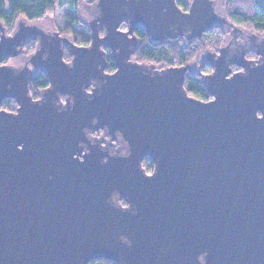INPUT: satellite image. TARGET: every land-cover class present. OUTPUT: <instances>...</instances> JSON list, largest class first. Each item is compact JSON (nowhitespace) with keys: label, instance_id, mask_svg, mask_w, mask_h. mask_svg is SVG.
<instances>
[{"label":"water","instance_id":"obj_1","mask_svg":"<svg viewBox=\"0 0 264 264\" xmlns=\"http://www.w3.org/2000/svg\"><path fill=\"white\" fill-rule=\"evenodd\" d=\"M189 5L96 0L88 46L23 20L0 40L1 60L35 38L28 61L49 82L33 101L31 68L0 67V103L18 104L0 109V264H264V57L228 64L221 47L206 59L207 102L183 88L190 66L129 61L137 24L160 42L227 23L213 0ZM232 64L242 71L231 74ZM95 130L119 134L127 154H108L88 138Z\"/></svg>","mask_w":264,"mask_h":264},{"label":"trees","instance_id":"obj_2","mask_svg":"<svg viewBox=\"0 0 264 264\" xmlns=\"http://www.w3.org/2000/svg\"><path fill=\"white\" fill-rule=\"evenodd\" d=\"M80 0H0V22L7 27L9 32L16 29L17 21L37 22L49 16L55 6L67 7L66 24L55 27V30L66 35L77 46L89 45V31L87 23L79 19L77 10ZM85 5H93L96 0H83ZM223 14L227 23L234 26H244L250 31L262 34L264 32V0H225ZM175 4L184 10L186 0H175ZM137 35L141 39L133 54L134 61L154 64L156 67L168 68L190 66V70L184 73L183 88L189 97L199 101L209 100V93L205 89L203 77L211 73V69L203 60L206 52L221 48L226 40L224 25L212 26L199 38L185 40L167 39L163 42H153L148 35L137 26ZM36 41H27L24 53L30 54L36 49ZM67 55V50H64ZM108 68L112 67L111 56L107 57ZM29 83L30 95L35 98L41 90L47 88L48 79L43 69L34 72ZM152 161L145 157L141 163L145 172L151 171ZM122 206L125 201L120 200ZM88 264H117L105 259L92 260Z\"/></svg>","mask_w":264,"mask_h":264},{"label":"flooded vegetation","instance_id":"obj_3","mask_svg":"<svg viewBox=\"0 0 264 264\" xmlns=\"http://www.w3.org/2000/svg\"><path fill=\"white\" fill-rule=\"evenodd\" d=\"M115 1L116 2H119V0H115ZM191 2H192V0L191 1L186 0V5L187 6H186V8L184 10H182V8H180L179 6L178 7L182 11L186 12L187 9H188V7L190 6L189 4ZM213 2L215 4L214 10L216 12V6H217V4H216V2L214 0H213ZM174 3H175V0H174ZM99 16H100L99 10L98 9L97 10H93L92 11V16H91V19L90 20L91 21H93V20L97 21V19L99 18ZM221 18H223V17H221ZM26 22H27L26 24H28V25L35 24V23L29 22V21H26ZM220 24L225 26V29H226V32H227V34H226L227 37H226L225 43L223 45H221V47H224V46L227 47V50H226V54H227V56H226L227 57L226 58V62L228 64L232 63V61H236V62L240 61L241 60V57H243V55L246 57V59L248 61H251V62H254V61L258 60L260 56L264 57V32L262 34H259V33H256L254 31H250L249 29H247L244 26L238 27V26H234V25H231V24L229 25L228 23H222V22L215 24V26L216 25L217 26L218 25L220 26ZM17 26H18V23L16 25V28H17ZM36 26L42 28L39 24H37ZM137 26H139L141 29H143L139 24H137L134 27L133 36H135L136 37V40H137V43L135 45V48L139 45L140 40H141L138 37V35H137V29H136ZM95 27L99 31L100 36H102L103 35V31H104L103 28H102V24L98 22V24L95 25ZM128 27H129L128 20L124 19L123 22L119 25L118 30H120L121 32H127L129 30ZM226 27H228V28H226ZM15 30L12 31V32H9L6 26H4L3 24H2V26L0 25V40L1 39H5V38H7L9 36H12L13 33L15 32ZM44 31L48 32V31H56V30L55 29L54 30H50V29L45 30L44 29ZM144 32H145V30H144ZM60 35L62 37L68 38L66 35H63L61 33H60ZM178 38H183V39L187 40L186 38H184L182 36H178L177 39ZM31 39H34L36 41V43H37V40L35 38H31V37L30 38H27V40L24 41L23 44H22L23 45L22 52L19 53V54H17L16 57H11V56H8V55H6L5 57H3L0 60V67L6 66V65H11V66H14L15 68L22 69V68H26V67L29 66L31 68V76L34 74L35 71H37L39 69H43V67H41V66H39V67H33L29 63V61H28L29 57L31 56V54L36 49L32 53H30V54H27L26 55L24 53V49H25L24 47H25L27 41H29ZM68 40H69V38H68ZM172 40H176V39H172ZM161 42H163V41H161ZM127 47L129 49H131L132 48V44L131 43H128ZM135 48L132 49L133 52H135ZM65 49L67 50V55L64 54V50ZM102 49L105 52V62L107 61V57L109 55L111 56V60L113 62V64H112L113 66L110 67V68H108V63L106 62V67L104 69V72L105 73H109V74H113L114 71H115V69H116V65H115V62L112 59V51H110V48H109L108 45H103L102 46ZM220 49L221 48H219L217 50H214V51H210V52L208 51V52H206L204 54V57L206 59L209 58L212 61H215L216 60V57H218V55H219L218 52H219ZM63 54H64L63 55L64 61L66 63H69L71 58H70V54L68 53V47L65 44L63 46ZM133 54L129 57V61H131L132 63L138 62V61H134ZM17 59H20L21 62H19L17 65H15L13 62L16 61ZM206 59H204L205 62H206ZM138 63H141V62H138ZM209 67H210L211 72H212L213 71L212 66L209 65ZM229 67L231 68V74H233V72L242 71L241 68L236 67L234 64L230 65ZM157 68L162 69L160 67H157ZM43 71H44V69H43ZM44 74H45V71H44ZM210 74L211 73H208L206 75H210ZM32 77H31V79H32ZM31 79H30V81H31ZM30 81H29V83H30ZM89 82H90V84H92V81H89ZM28 87H29V85H28ZM48 87H49V82H48L47 88ZM91 87H92V85H90L87 88V90L89 91L91 89ZM47 88H45V89H47ZM45 89L41 90L40 93L38 94V96L35 97V98H33L30 95V89H29V95L33 99V101H38V100H40V96H41L42 92ZM59 97H60V102L61 103H64L65 100H66V96L63 95V94H60ZM209 100H211L210 96H209ZM209 100H207V101H209ZM17 108H18V104H17L16 100L13 99V98H10V97L2 100L1 103H0V109L1 110H4L6 112L16 113ZM88 138H90L92 142H94V141L95 142H99L101 144L102 148L106 152H108V154H110V155H118V154L124 155V154H127L128 148H127L126 144L123 142L122 137H120L119 134L114 135V136H111L107 132H104L102 130H98V131L95 130V132H90L89 133ZM152 168H153V164H152ZM152 171H153V169L151 171L146 172V173L148 175H150Z\"/></svg>","mask_w":264,"mask_h":264},{"label":"rangeland","instance_id":"obj_4","mask_svg":"<svg viewBox=\"0 0 264 264\" xmlns=\"http://www.w3.org/2000/svg\"><path fill=\"white\" fill-rule=\"evenodd\" d=\"M191 1V0H189ZM217 4L216 6V15H218V17H224V14H223V6H224V1L225 0H214ZM77 10H78V13H79V19L85 21L86 23L88 22H91V16H92V11L93 10H97L95 9L94 7V4L93 5H90L87 6L85 5L84 1L83 0H80L79 1V4H78V7H77ZM54 12H52L49 16H47L46 18L42 19V20H37V22H33L35 23L36 25L39 24L42 29L44 30H54L55 27H58L59 26H63L64 24H66V13H67V7L64 6V7H60L59 5L55 6V9L53 10ZM24 23H27V22H24ZM33 24V25H35ZM35 25V26H36ZM228 28V27H226ZM248 29V28H247ZM249 31V30H248ZM203 57V60L206 59L204 56ZM21 59V58H20ZM20 59H17L16 61H14L13 63L15 65H17L19 62H21Z\"/></svg>","mask_w":264,"mask_h":264},{"label":"clouds","instance_id":"obj_5","mask_svg":"<svg viewBox=\"0 0 264 264\" xmlns=\"http://www.w3.org/2000/svg\"><path fill=\"white\" fill-rule=\"evenodd\" d=\"M202 259V258H201Z\"/></svg>","mask_w":264,"mask_h":264}]
</instances>
